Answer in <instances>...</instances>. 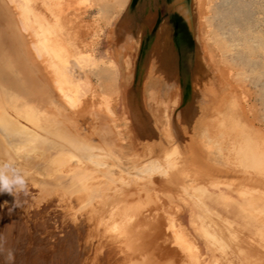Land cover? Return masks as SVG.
I'll return each instance as SVG.
<instances>
[{"label":"rangeland","instance_id":"1","mask_svg":"<svg viewBox=\"0 0 264 264\" xmlns=\"http://www.w3.org/2000/svg\"><path fill=\"white\" fill-rule=\"evenodd\" d=\"M184 2L191 72L185 54L168 69L162 8L127 23L132 0H0L7 65L38 80L1 108L19 139L0 132V161L30 190L0 193L14 264H264V0Z\"/></svg>","mask_w":264,"mask_h":264},{"label":"bare ground","instance_id":"2","mask_svg":"<svg viewBox=\"0 0 264 264\" xmlns=\"http://www.w3.org/2000/svg\"><path fill=\"white\" fill-rule=\"evenodd\" d=\"M131 1V0H130ZM185 0H172V1H170V0H132V3L130 4V6L128 7V10H127V13L124 15V17L123 18H121V19H123V21L124 22H130V23H132V22H134V23H137L139 20H142V19H140V18H144L145 17V15L147 14V12H149L150 10H155V11H157V12H160L159 10H161L160 8H162V13H166V18H167V20H168V28L169 29H166V30H163L164 32H165V35H164V37L163 36H161V37H159L160 38V44L164 47V49H165V52L166 53H168L169 54V57L168 58H166V59H168V62H169V64L168 65H170L169 67L170 68H168V69H170L171 70V68H172V71H173V68H176L175 70H177V64H178V60H177V58L179 57V54H185L187 57H189L187 60H186V65H187V71L189 72H191L192 71V59H193V53H192V46H191V44H190V37H191V35H192V29H191V16H193V13L191 12H189L188 11V6H186L185 5V2H184ZM193 2H194V0H193ZM22 3V2H21ZM130 3V2H129ZM192 6V5H191ZM160 14V13H159ZM192 14V15H191ZM163 15V14H162ZM161 15V16H162ZM30 17V16H29ZM7 18V17H6ZM14 18V17H13ZM161 19V18H160ZM10 21V20H9ZM13 21H15V20H13ZM74 21V20H73ZM122 21V20H121ZM144 22H145V20H144ZM133 23V24H134ZM153 23V22H152ZM156 23V22H155ZM157 23H158V21H157ZM11 24H13L12 23V21H11V23L9 24L10 26H13V25H11ZM14 24H15V22H14ZM133 24H131L132 26H133ZM139 24V23H138ZM136 25V26H139V25ZM121 25V24H120ZM119 25V26H120ZM126 25V24H125ZM154 25V24H153ZM17 26V25H16ZM22 26V28L25 30V33L27 32V33H29V31H27V27H25L26 25H24V23H23V25H21ZM119 26H117V27H119ZM127 26V25H126ZM135 26V25H134ZM15 27V26H14ZM152 27V26H151ZM165 27V26H164ZM125 28V27H124ZM127 28V27H126ZM129 28H130V30H131V28L132 27H130V24H129ZM129 28L127 29V30H129ZM134 28H136V27H134ZM133 28V29H134ZM153 28V27H152ZM148 29V28H147ZM23 30V31H24ZM126 30V31H127ZM129 30V31H130ZM20 31H22V30H20ZM128 31V32H129ZM132 31V30H131ZM32 32V31H31ZM42 32V31H41ZM153 32V31H152ZM115 33V32H114ZM131 33V32H130ZM138 33V32H137ZM141 33V32H140ZM7 34V33H6ZM12 34V33H11ZM14 34V33H13ZM154 34L155 33H153L152 35H151V37L149 38V42H151L152 40H153V37H154ZM30 35V34H29ZM65 35V34H64ZM133 35V34H132ZM134 35H135V33H134ZM133 35V36H134ZM163 35V34H162ZM14 36H17V35H14ZM19 36V35H18ZM66 36V35H65ZM128 36H130V35H128ZM127 36V37H128ZM21 37H23V36H21ZM33 37H35V36H33ZM126 37V36H125ZM126 37V38H127ZM142 37V36H141ZM20 38V37H19ZM29 38V37H28ZM30 38L31 39H33L31 36H30ZM131 38V37H130ZM143 38V37H142ZM12 39H13V37H12ZM17 39V38H16ZM30 39V40H31ZM35 39V38H34ZM115 39H116V37H115ZM123 39V38H122ZM51 40H53V39H51ZM123 40H125V38L123 39ZM126 40H128V41H130L129 40V37L126 39ZM18 41V40H17ZM22 41H23V39H22ZM22 41H20V42H22ZM25 41V40H24ZM23 41V42H24ZM146 41V40H145ZM144 41V42H145ZM8 42V41H7ZM12 42H14L13 40H12ZM39 42V45L41 46L39 49L37 48V46L36 45H34V44H37V43H30V45H31V54H32V52L35 50V53H39L41 56H43L44 57V54L46 55L47 53H49L50 51H52V50H50V47L48 46V45H42V43H41V41L39 40L38 41ZM121 42V41H120ZM144 42H143V45H144ZM149 42H148V44H149ZM158 42V41H157ZM3 42L2 41H0V132H4L5 134H8V135H13L14 137H16L17 136V134L19 133V130L16 128V126H15V122H18L17 121V117L15 118V116H17V115H15L14 116V114H12L14 117L13 118H11V117H8V115L7 114H5V113H3V112H1V108H2V106H16L17 105V103L19 102V98L21 97V93H22V91H21V89L23 88V87H28L29 86V89L30 90H35V89H33V87H30V86H32L34 83L33 82H35L37 79L34 77V75H33V73L31 72V71H28V68L26 67V66H23V64L22 63H19V64H17L16 65V62L14 61H12L13 63L11 64V66L10 65H7L8 64V62H9V60L11 59V57H13V56H11L10 57V59H9V57H8V48L6 49L4 46H3V44H2ZM9 43V42H8ZM11 43V42H10ZM47 43H48V38H47ZM141 43V42H140ZM163 43V44H162ZM22 44V43H21ZM67 44V43H66ZM147 44V43H146ZM15 44H13V46H14ZM51 45V44H50ZM159 45V44H158ZM157 45V46H158ZM161 45H159V47L161 46ZM171 45H173V48H172V46ZM176 45V48L174 47ZM2 46H3V48H2ZM49 47V48H48ZM53 47V46H52ZM23 48V47H22ZM37 48V49H36ZM55 48H57V47H55ZM169 48H170V50H169ZM16 49V48H15ZM49 49V50H48ZM123 49V48H122ZM11 50H13L14 51V49H11ZM11 50H9V51H11ZM27 50V49H26ZM55 50V49H54ZM59 50V49H58ZM57 49H56V51H58ZM146 49H144V51H145ZM30 51V50H29ZM37 51V52H36ZM49 51V52H48ZM15 52V51H14ZM11 53V52H10ZM30 53V52H29ZM29 53H28V55H29ZM54 53H55V51H54ZM65 53V52H64ZM68 53V52H67ZM17 54V53H16ZM19 54V53H18ZM39 54H37V56L39 55ZM51 54V53H50ZM52 54H53V52H52ZM51 54V55H52ZM61 54V53H60ZM15 55V54H14ZM34 55V54H33ZM39 55V57H37L38 59H41V56ZM51 55H49V56H51ZM3 56V57H2ZM31 57H33L32 55H30ZM53 56V55H52ZM57 56V55H56ZM166 56H167V54H166ZM47 57V56H46ZM46 57H44V59H47ZM64 57V56H63ZM19 58V57H18ZM30 58V57H29ZM36 58V57H35ZM37 58L35 59V60H37ZM51 58V57H50ZM57 58V57H56ZM143 58V57H142ZM13 59H15L14 57H13ZM144 59V58H143ZM143 59H140V61H142V63H143ZM31 61L33 60L32 58L30 59ZM34 60V61H35ZM48 60H49V57H48ZM50 60H52V59H50ZM11 61V60H10ZM17 61V60H16ZM161 61V60H160ZM165 62H166V60H165ZM11 63V62H10ZM46 63H48L49 64V61H47ZM51 63L53 64V62L51 61ZM144 63H145V61H144ZM164 63V62H163ZM15 66H14V65ZM165 64V63H164ZM167 65V66H168ZM33 66V65H32ZM35 66V65H34ZM33 68V67H32ZM35 68H37V66L35 67ZM35 68H34V70H35ZM67 68H68V74H74L75 72L77 73V71H78V69L80 68V63H76V64H73V65H71L70 67L69 66H67ZM197 68V67H196ZM12 69H13V71H12ZM38 69V68H37ZM37 69L35 70V71H37ZM52 68H51V65H50V70H51ZM40 70V69H39ZM38 70V71H39ZM52 71V70H51ZM40 72V71H39ZM38 72V73H39ZM49 72V71H48ZM48 72H47V75H48ZM53 72V71H52ZM50 73V72H49ZM75 73V74H76ZM193 73H194V71H193ZM53 74H54V77H55V82H56V84H58L59 83V80H57V77H56V74L53 72ZM79 74V73H78ZM198 74V73H197ZM18 75H20V76H23L22 77V79L20 80L19 79V81L17 80V76ZM52 75V74H51ZM50 76V75H49ZM48 76V77H49ZM44 77V76H43ZM51 78H53L52 76H50ZM81 76H79L78 78H80ZM171 77V76H170ZM180 77V76H179ZM50 78V79H51ZM74 78V77H73ZM75 78H76V76H75ZM77 78V79H78ZM82 78V77H81ZM171 78H173V76L171 77ZM34 79H36V80H34ZM49 79V81L51 82V80ZM181 79V78H180ZM54 80V79H53ZM61 80V79H60ZM78 80H80V79H78ZM100 80V79H99ZM38 81V80H37ZM182 81H187V80H182ZM37 84V83H36ZM53 84V83H52ZM186 84V83H185ZM38 85V84H37ZM36 85V86H37ZM54 85V84H53ZM64 85V84H63ZM80 85H83V84H80ZM65 86V85H64ZM63 86V88H60L59 90H61V91H65L66 89H68V88H66L65 90H64V87ZM88 87H85V88H87V91H92V88H93V83H91V82H89L88 81V85H87ZM32 88V89H31ZM35 88V87H34ZM45 88V87H44ZM50 88H51V85H50ZM56 88V87H55ZM83 88V87H82ZM84 88V89H85ZM28 89V90H29ZM48 89V88H47ZM52 90V89H51ZM70 89H68L67 91H69ZM47 91V90H46ZM71 91V90H70ZM69 91V92H70ZM36 92L37 93H39L37 90H36ZM35 91H34V94L36 93ZM66 92V91H65ZM93 92V91H92ZM127 92V91H126ZM131 92V91H130ZM137 92V91H136ZM33 93V92H32ZM63 93V92H62ZM248 93V92H247ZM41 94V93H40ZM42 94L44 95V93L42 92ZM48 94V93H47ZM67 94V93H66ZM126 94V93H125ZM127 94H129V93H127ZM126 94V96L128 97V95ZM33 95V94H32ZM45 95H46V93H45ZM69 95V94H68ZM42 96V95H41ZM47 96V95H46ZM62 97H63V95H61ZM43 97V96H42ZM48 97V96H47ZM46 97V98H47ZM52 97V96H51ZM50 98V97H49ZM126 98V97H125ZM129 100L131 101V99H132V101H137L136 100V98H137V95L134 93V92H131V95L129 94ZM61 99V98H60ZM131 101V102H132ZM26 102V101H25ZM127 101L125 100V103H126ZM127 102L128 104H130V105H128V106H130L131 108L133 107V105L135 104L134 102ZM29 103V102H28ZM33 104V103H32ZM26 105V104H25ZM31 106V105H30ZM127 106V107H128ZM46 107V106H45ZM53 107H54V105H53ZM25 108V107H24ZM47 108V107H46ZM134 110L135 111H139L140 112V110L138 109L137 110V108H136V106H134ZM130 109V108H129ZM128 109V110H129ZM133 109V108H132ZM3 110V109H2ZM7 110V109H6ZM86 110V109H85ZM111 110V109H110ZM131 110V109H130ZM129 110V112H130V114H132L134 111L132 110V113H131V111ZM4 111V110H3ZM48 111V110H47ZM11 112V111H10ZM22 113V112H21ZM48 113V112H47ZM9 114V113H8ZM59 115V114H58ZM111 115H113V114H111ZM133 115V117H134V113L132 114ZM136 115V114H135ZM139 115V116H138ZM138 115H136V117L134 118V119H136L137 121H138V119L139 118H141V121H143V118H142V115H140L139 113H138ZM19 116V115H18ZM70 116V115H69ZM138 116V117H137ZM71 117V116H70ZM87 117V116H86ZM114 119V118H113ZM72 120V119H71ZM97 120V119H96ZM140 120V119H139ZM70 121V120H69ZM131 121V120H130ZM133 122V121H132ZM138 122H140V121H138ZM53 123V122H52ZM140 124V123H139ZM142 124V123H141ZM14 125V126H13ZM111 126V125H110ZM143 126V125H142ZM67 127V126H66ZM22 128V127H21ZM62 128V127H61ZM131 128V127H130ZM141 129H142V127H141ZM145 129V128H144ZM95 130V129H94ZM57 131V130H56ZM132 131V130H131ZM142 131V130H141ZM145 131V130H144ZM137 132H139L138 130H137ZM149 132V131H148ZM59 133H60V131H59ZM57 134H58V131H57ZM17 139H19V136H17L16 137ZM117 138V137H116ZM0 141H2L1 143L3 144V140H0ZM51 147H54V145L53 146H51ZM2 148V147H1ZM7 160V159H6ZM218 189V188H217ZM220 189V188H219ZM122 210V209H121ZM27 212V211H26ZM84 221V220H83ZM90 227V226H89ZM178 232H179V230H178ZM178 232H176V233H178ZM183 235V234H182ZM184 238H185V236H183ZM187 238V237H186ZM185 238V239H186ZM189 241V240H188ZM188 241H185V242H187L186 244H190V242L188 243ZM191 244H192V242H191ZM189 248V247H188ZM190 248H191V246H190ZM190 252V251H189ZM194 259V258H193Z\"/></svg>","mask_w":264,"mask_h":264},{"label":"clouds","instance_id":"3","mask_svg":"<svg viewBox=\"0 0 264 264\" xmlns=\"http://www.w3.org/2000/svg\"><path fill=\"white\" fill-rule=\"evenodd\" d=\"M0 193L12 195L14 207L21 206L20 196L30 194L25 173L12 160L0 161ZM0 257H3L4 264H14L15 251L8 247V238L3 233H0Z\"/></svg>","mask_w":264,"mask_h":264}]
</instances>
